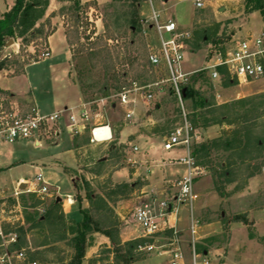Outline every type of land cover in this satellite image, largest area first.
Listing matches in <instances>:
<instances>
[{
	"label": "rangeland",
	"instance_id": "obj_1",
	"mask_svg": "<svg viewBox=\"0 0 264 264\" xmlns=\"http://www.w3.org/2000/svg\"><path fill=\"white\" fill-rule=\"evenodd\" d=\"M35 1L40 4L36 9L37 14L44 11L43 17L37 21V24L46 23L47 18L54 14L51 22L52 26L57 28L52 36H49L50 39L47 38L46 46L42 44V40L38 39L35 44L32 42L23 48L19 56L21 69L0 70V87H10L17 103L35 104L40 113L59 112L65 106L79 107L83 103L80 92L78 91V95L74 96L68 93L65 87L69 82L67 74L69 51L64 32L66 26L74 31L75 23L72 19L70 21L69 18H64L60 12L63 7L69 8L71 3L60 0ZM94 1L97 2L96 5L88 9L86 15L81 14L88 17L90 24L85 26L86 19L82 21V26L78 27L79 40L74 48L78 50L84 47L86 50L90 43L101 42L99 38L111 33L117 40L110 39L108 43L122 51L121 44L124 38H119L115 33L116 18L122 16L120 22L125 24V21L130 18L132 1ZM13 3L14 0H0V17ZM138 8L140 17L143 18L140 34L150 44L149 52L160 48V41L153 26V9L158 12L161 20L173 19L180 25L181 31L190 32V38L184 41L185 52L182 63V70L187 74L214 63L215 58L211 55V50L218 45L213 41H223V46H235L242 41L253 44L264 29V21L258 11H245V0H203L201 8L196 7L195 0H142ZM106 22L110 24L108 30L105 26ZM128 35L131 36V33L129 32ZM15 50H19V44L14 40L11 46L0 53V58L9 55L12 51L16 52ZM45 52H50V55L43 57ZM30 56H38L39 61H32ZM79 67L85 70L89 82L98 81L101 71H90L87 68L85 52L81 53ZM72 73L74 74L73 68ZM149 74V83L145 85L160 82L168 77L163 68L153 66ZM229 81L231 85H225V87L222 86V80H212V83L204 82L206 89L209 85L216 92H223L222 97H215L214 105L210 107L213 116L222 119V114L227 115V122L234 121L236 126H239L236 117L248 113L255 127L250 131L247 151L241 152L238 149L215 151L213 161L224 162L226 166L228 165V170L234 171L231 176L228 173L229 180L228 176L222 178L225 180L223 185L225 193L222 196L215 189V182L210 171L197 161L196 164L200 167L201 173L195 179L192 210L194 217L200 223L196 228L195 240L199 244L200 252L209 251L208 257L211 264H264V77L246 83H237L231 78ZM136 85L142 86L139 83ZM133 86L134 84L127 87L133 88ZM97 88L99 85L90 92H96ZM171 88L169 82H160L159 85L147 88L154 94L153 100L149 102L150 107L155 110L156 104L161 106L159 116L161 136L162 132L168 134L182 121L179 103ZM237 93L241 96L238 97ZM84 98L86 101L89 99V97ZM135 98H137L136 101L129 104L114 98L115 108L108 106L111 100L107 102L108 105L102 106L100 104L103 101L97 100L101 106L100 110L95 114L88 110L89 118L82 122L89 123L84 125V133L78 134L76 138H74L75 129L69 121V113L66 112L62 113L51 130V132L56 130L58 125L59 136L55 134L42 137L38 140V145L36 140L0 142V194L6 196L2 207L5 208V214L10 216L12 222H19L20 225L22 223L21 226L35 225L28 232V240L30 247L36 252L35 259L38 264H62L72 256L66 242L60 238L65 234L64 230L70 231L68 221L72 220L65 218L62 222V213L68 214L69 218L73 217L75 220L82 217L75 197L78 194L84 197L85 187L96 191L100 189L108 191L116 186L115 182L121 181L128 182L130 186L124 192L110 196L114 209L112 213H106L108 220L119 218L124 222L118 234L115 235V240L124 245L125 249L129 247L125 245L128 241L141 238L150 240L134 248L137 260L133 264H169L171 236L164 233L153 237L145 235L144 227L133 216L135 208L145 205L144 203L148 201H150V207L158 213L162 201H172L174 192L178 189L177 185L172 187L171 192L163 193L162 189L157 188L162 185L164 176L170 178L167 173H164L169 169L166 165L168 160H162L163 167L154 168L158 173L153 175L148 169L151 162L147 166L146 163L141 164L135 158L134 143H125L121 137V130L115 131L109 141L99 142H92L89 133L91 125H106L105 120L117 123L119 128L123 123V126L126 125L125 128L133 127V122L139 118L142 110L141 98L139 96ZM183 101L187 117L191 116L192 102L188 99ZM128 111L133 112L130 122L126 117ZM74 113L79 114L78 109ZM233 128L235 127L231 128L228 125L224 128L227 133L229 132L226 133L229 138L233 137L230 133ZM213 131L212 126L204 130L203 135L205 138L213 137ZM198 132H200L199 129L194 132L196 137L193 136L192 143L204 140L199 138ZM75 140L80 147V158L73 149ZM163 150L165 151L164 147ZM184 151L179 148L171 149V153L177 156ZM141 152H138L137 156ZM100 158L102 159L99 160ZM208 161V158L203 160L206 163ZM233 162L235 165H229ZM64 167L72 168L69 169V174L63 170ZM186 169L185 164L176 162L170 167V172L175 170L178 174H183ZM91 171L101 173L94 175ZM39 173L47 180L49 188L43 199L37 194L10 197L11 192L19 187L20 180L34 183ZM5 189H8L7 193H3ZM205 192H208V196L204 195ZM69 197L72 199L71 207L66 206L64 210L63 203ZM55 201L61 202L62 205L59 209L53 210L51 218H47L46 213H42ZM90 204L89 200L83 199L84 208H89ZM189 213L190 203L187 202L180 206L177 214V227L182 230V240L185 244L191 237ZM234 216L243 217L236 221L233 220ZM208 233V236L201 238V235ZM96 234H92L89 239L91 249L87 251L89 257L86 264H124L122 258L114 253L116 247L112 241L109 247L99 244L92 248L94 245H91L97 241ZM149 246L153 248L147 249ZM17 264L20 263L17 262Z\"/></svg>",
	"mask_w": 264,
	"mask_h": 264
},
{
	"label": "trees",
	"instance_id": "obj_2",
	"mask_svg": "<svg viewBox=\"0 0 264 264\" xmlns=\"http://www.w3.org/2000/svg\"><path fill=\"white\" fill-rule=\"evenodd\" d=\"M60 1L71 3L69 8L63 7L60 14L64 18H69L70 21L71 19L74 20V27L72 26L74 31L68 29V26L65 28L66 40L71 53L74 80L78 83L84 97H89L87 101L91 102V109L93 111L97 109V100L110 98L112 95L119 93L124 87L132 84L139 83L140 85H145L149 83V70L151 64L148 60V56L151 46L140 34L143 18L140 17L138 6L139 2L142 0H131L132 9L130 10V18L125 21V24H121L120 22L122 16H117L116 18L115 33L119 38H124L121 44L122 51L117 46L112 47L108 43L110 39L117 40L111 33H108L105 37L99 38L101 42L90 43V46L86 50L84 47L76 50L74 46L79 40L78 27L82 26V21L85 19V26L90 24L88 17L81 16V14H85L87 10L93 8L97 2H82L80 0ZM38 6H40V4L35 0H14L13 5L0 17V53L5 50L6 43L11 38L19 44V50L17 52L12 51L9 55L0 58V70L21 69L22 65L19 63V56L23 48L29 46L32 42L35 44V41L38 39L42 40V44L46 46L47 38L55 32L57 27L52 26L51 22L54 14L47 18L46 23L37 24V21L44 15V11L37 14L36 9ZM245 11H258L264 21V0H245ZM105 26L107 30L110 28L108 22H106ZM129 32L131 36L128 35ZM37 33L38 35H36ZM213 42L220 46H223L224 43L220 40H215ZM84 52L87 68L90 71H101L97 82H89L85 70L79 67V59L81 58V53ZM30 58L34 62L39 61L38 56H30ZM159 68H163L166 71L164 67ZM219 72V80H222V86L231 85L229 81L231 76L228 71L224 68H219ZM205 81H211L212 83L210 72L208 70H197L191 73L188 76L187 82L182 85L183 99H188L192 102L193 112L191 116L188 115V120L193 128L192 134L198 129L202 130L215 124L222 125L224 123L225 127L228 125L231 128H235L230 132L233 137L229 138L227 135L229 132L227 133L226 130L223 129L221 134L215 138L202 140L201 142H193L191 145V156L194 158L195 163H197V161L201 162L202 165L210 171L215 182V189L222 196V194L225 193L223 186L225 180L222 178L227 177L228 173L229 176H231L234 171L228 170V165L226 166L224 162L218 163L213 161L215 159V151L222 150L225 152L226 150L233 151L236 149L241 150V152L247 151L249 147L247 143L249 142L250 131L255 127V124L248 116V113L236 117L239 126H236L237 124L234 123V121L227 122V115L222 114V119H217L213 116V111L210 110V107L214 105L216 91L209 85H207L209 88L206 89L204 86V84H206L204 83ZM97 85H99V88H97L96 92L94 91L91 93L90 91ZM170 86L172 87L171 84ZM171 91L174 93L173 87ZM179 110L182 117L180 103ZM207 158L209 159L208 163L203 162V160ZM229 165H235V162ZM64 171L68 173L70 170L65 168ZM92 173L94 175H100L101 172ZM229 176L227 177L228 180ZM115 184L116 186L108 191L101 189L96 191L85 187L84 197L80 196V194L75 197V200L79 203L82 219L79 221L69 220L70 231L64 230L65 234L60 238L62 241L66 242L72 255L68 261L62 262V264H83L89 248V239L91 235L95 233L108 237L110 241L115 244L116 248L114 253L122 258L124 264H133V262L137 260L134 248L150 241L145 238L131 240L125 244L129 246L125 249L124 245L115 240V235L118 234L124 222L119 218L118 220H108L106 213H112L114 209L111 204L112 200L109 198L113 194L117 195L116 193L118 192H124L130 186L128 182L122 181L115 182ZM83 199L91 202L89 208L83 207ZM61 205V202L55 201L53 205L42 214L46 213L45 216L51 218L53 210L55 208L59 209ZM242 217L243 216H234L233 220L239 221ZM65 218V214L62 213V222H64L63 219L65 220ZM34 226V224H28L26 226L24 224L17 228L19 241L14 247L15 249H23L25 251L26 260L24 263L36 261V252L32 250L28 240V232H30ZM163 233L170 236L172 234L171 230H166Z\"/></svg>",
	"mask_w": 264,
	"mask_h": 264
},
{
	"label": "built area",
	"instance_id": "obj_3",
	"mask_svg": "<svg viewBox=\"0 0 264 264\" xmlns=\"http://www.w3.org/2000/svg\"><path fill=\"white\" fill-rule=\"evenodd\" d=\"M195 5L201 8L203 0H195ZM153 19V26L160 41V48L157 51L150 52L148 60L151 66L166 69L168 77L160 82H169L172 85L182 110L181 124L167 134L164 148L171 150L177 146H183L186 154L179 161L187 165V171L176 181L178 189L174 192L172 201H162L160 203L159 213L150 205L145 204L136 207L133 216L135 220L141 223L145 229V235L149 237L171 230L172 234L169 242L171 259L169 264H211L208 256L202 255L198 251L195 233L200 222L194 217L192 210L195 179L201 173V170L191 156V143L194 134H192L193 128L183 105L182 85L187 82L190 75L182 70L185 52L184 41L190 38V32L187 30L181 31L173 19L161 20L158 12L154 9ZM49 55L50 52H45L43 57ZM211 55L215 58L214 63L200 70H208L212 80H219V68L226 69L231 78L237 83H246L260 78L264 76V32L253 44L242 41L235 46H215L211 50ZM160 82L144 86L134 84L133 88L124 87L119 93L112 95L110 98L116 97L122 103H128L131 94L137 92L144 98L145 102H150L153 100L154 94L147 88L159 85ZM105 99L107 98H102L101 101ZM65 112L66 110L48 114L40 113L35 106L17 103L9 92L0 88V142L14 143L24 140H36L39 143L40 138L56 134V130L51 132L52 127L56 125L57 120ZM69 113V121L76 131H78L79 126L83 127L84 122L82 120H88L89 118L86 108L80 110L79 115H75L72 111ZM131 116L132 113L128 112L127 118ZM106 127V125L93 127L91 140H99L98 136L102 138L99 141L107 140L108 138H104V128ZM21 182L26 183V188L23 190L18 187L11 192L10 197L17 198L22 194H37L42 196L43 199V196L49 191L48 182L41 173L36 176L34 183L25 180ZM21 182H18V186ZM7 192L8 189L3 193ZM5 197V195L0 194V264H17V262L20 264H38L37 261L24 263L26 260L25 251L14 247L19 241L17 228L22 223L21 225L19 222L14 223L10 220V216H6L5 208L2 207ZM187 202L190 203L189 229L191 234L188 256L181 246L180 230L177 227L179 208ZM152 248L153 246L147 247L149 250Z\"/></svg>",
	"mask_w": 264,
	"mask_h": 264
},
{
	"label": "crops",
	"instance_id": "obj_4",
	"mask_svg": "<svg viewBox=\"0 0 264 264\" xmlns=\"http://www.w3.org/2000/svg\"><path fill=\"white\" fill-rule=\"evenodd\" d=\"M88 1H92V0H88ZM88 1H85V2H88ZM179 26L180 25L178 24V27ZM263 32H264V29H263L262 33ZM64 35H65V32H64ZM51 36L52 35H50V37ZM50 37H49V39H50ZM49 39H48V43H49ZM65 39H66V35H65ZM66 42H67V40H66ZM67 46H68V44H67ZM68 51H69V48H68ZM68 62H69V70H68L67 74H68V81L69 82L66 83V86L65 87L67 88L68 93H70V94H72L74 96L78 95V91H79L80 92V95H81V98L80 99L83 98V103L81 104V106L79 105V107H77V105L71 106V107L65 106V108L62 109V110H66V112H68V113L70 111H72L74 113L75 110H77V109L80 112V110L86 108L87 111L89 110L90 112H92V114H95V113H97L100 110V108H101L102 105H108L107 102L109 100H111L112 102L108 106H111L113 108L116 107V103H115L116 100H114V98H107V99H105V101H103V103L100 104L101 106L97 103V109H96V111H92L91 110V104L85 100L84 95L82 94V91H81L78 83L74 80V74L72 73V65H71V54H70V51H69V56H68ZM262 77H264V76H262ZM0 88L3 89V90H5V91H7V92H9L13 96V98L15 99L14 93L12 92V90L10 89V87H8V86L5 87L4 86V87H0ZM222 94H223V92H216V96L215 97H222ZM237 94H238V97L241 96L240 93H237ZM135 96H139L141 98L140 101H141V104H142V110L140 112L139 118L133 122V124H134V125H132L133 127L125 128L126 125L123 126L124 125V123H123L122 124V127L119 128L117 126V123H114L111 120H107V121L105 120V123L104 124H106V126L109 128L110 137L107 140H104V141H109L113 137V135L115 134V131L121 130L120 132L122 133L121 134V137H123V141L125 143H127V144L128 143H130V144L134 143V146L137 148L136 149V152H134L135 158L138 159L141 164H145L146 163L147 166L151 162V164L149 165L148 169H149L150 172L153 173V175H156L158 173V172H156V169H154V168H158L157 166H160L162 168L163 167V163L162 162H164L162 160H168V164L166 163V165L169 167V169L167 171H165L164 173H167L169 175L168 177H170V178H167L166 176H164V178L162 179V182H161L162 185L161 186H158L157 188H160V190L162 189L163 190V193L164 192H171L172 191V187L176 185V181L181 176H183L186 173L187 169L185 170V172L183 174H178V172L175 171V170H173V171L171 170L172 172H170V167H172V164L173 163H176V162L180 163L181 162V161H179V159L181 157L185 156L186 150H185V148L183 146H177V147H175V148H179V150H181V149H183V151L185 150L184 152H181V154H179V156H177L176 154L171 153V150H166L165 148H164L165 151L163 150L164 141L166 139L167 134L164 133V132H162L161 134H163L162 135L163 137L159 134V131L161 130V128H160L161 126L159 124V121H160V117L159 116H160V113H161V106L159 104H156L157 107L154 110V108H151L150 107V105H149L150 103L149 102H145L144 98L139 93H137V92L131 94L130 101L128 103H126V104L134 103L136 101V99H137V98H135ZM76 99H77V97H76ZM116 99H118V98H116ZM77 101H78V99H77ZM22 104L26 105L23 102H22ZM27 106H35L36 107L35 104H27ZM88 107H89V109H88ZM89 111H88V115H89ZM53 112H50V113H53ZM128 112H131V111H128ZM127 113H126V117H127ZM131 113L133 115V112H131ZM43 114H48V113H43ZM77 115H79V114H77ZM127 119H129V122H130V120L132 119V116L130 118H127ZM91 121H92V119H91ZM88 123L89 122L84 123V125H86ZM84 125H83V127L79 126L78 131L74 130L75 131V137L74 138H76L78 136V134L84 133V131H85L84 130V128H85ZM93 125H91L89 127V130H90L89 133L91 135V139H92L91 130H92L93 127H95ZM212 126L214 127V131L212 132L214 136L213 137L212 136L211 137L209 136V137H206L205 138V136L203 135V131L204 130L206 131L207 128H210ZM57 127L58 128L56 129V136H59L60 135L59 126L57 125ZM224 127H225V124L224 123L222 125L221 124H215V125L208 126L205 129L200 130V132H198L199 133L198 136H199V138H202L204 140L215 138V137H217V136H219L221 134V132L224 129ZM147 128H148V130L146 131ZM194 137H196L195 133H194ZM95 141H98L99 142V140H95ZM95 141H92V142H95ZM140 142H142V143H140ZM38 144L39 143L36 141V145H38ZM127 144H125L126 147H127ZM73 146H74L73 149L77 152L78 158H80L81 157V156H79V154H80L79 153V150H80L79 148L80 147L78 146V144H76V140H75V144ZM140 151H142V152L140 153L139 156H137V153L140 152ZM101 159L102 158H100L99 160H101ZM159 159H161V160H159ZM153 162H155V163H153ZM181 163H183V162H181ZM183 164H185V163H183ZM65 168L72 169V168H69V167H64V169ZM172 173H173V175H171ZM21 181H24V180H20L19 182H21ZM5 190H7V189H5ZM204 195L205 196H208V192H205ZM71 202H72V199L69 197L68 200L63 203L64 210H66V206L71 207ZM149 202L150 201H148V203H144V204L150 205ZM244 212H246V211H244ZM247 212L249 213V211H247ZM65 216H66L67 219H72L74 221H79V220L82 219V217L80 219H77V220H75L73 217L72 218H69L68 217V214H66ZM160 234H162V233H160ZM96 235L97 236H95V237H97L96 238L97 241H96V243H93L91 245V246L94 245L92 248H95L99 244H102L105 247H109L110 246V243L111 242H110V239L108 237H106L104 235H101L99 233H97ZM180 235H181V237H180V239H181V246H182L183 250L185 251V254L188 256V253H189V245H190L191 238L189 239V242L185 244V243H183V240H182V230H180ZM206 235L208 236L209 233L208 234L201 235V238L202 237L203 238L206 237ZM197 248H198V251L200 252V250H199L200 247H199V244L198 243H197ZM90 249L91 248H88V252H89ZM200 253L202 255L209 256V251L200 252ZM88 257L89 256L87 255L86 256V259H85V261H84L83 264H86V261H87Z\"/></svg>",
	"mask_w": 264,
	"mask_h": 264
},
{
	"label": "water",
	"instance_id": "obj_5",
	"mask_svg": "<svg viewBox=\"0 0 264 264\" xmlns=\"http://www.w3.org/2000/svg\"><path fill=\"white\" fill-rule=\"evenodd\" d=\"M13 43H14V39L11 38V39L6 43V47L11 46ZM19 187H20L21 189L24 190V189L26 188V183L21 182ZM59 199H60V198H59Z\"/></svg>",
	"mask_w": 264,
	"mask_h": 264
},
{
	"label": "bare ground",
	"instance_id": "obj_6",
	"mask_svg": "<svg viewBox=\"0 0 264 264\" xmlns=\"http://www.w3.org/2000/svg\"><path fill=\"white\" fill-rule=\"evenodd\" d=\"M104 132H105V136H107V137L104 136V138H109V128L108 127L104 128ZM98 138L99 140L102 139L100 136H98Z\"/></svg>",
	"mask_w": 264,
	"mask_h": 264
}]
</instances>
